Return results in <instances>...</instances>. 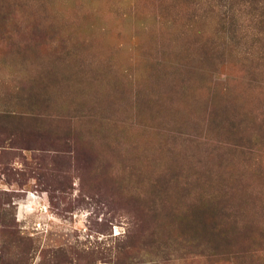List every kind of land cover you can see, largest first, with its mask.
Returning <instances> with one entry per match:
<instances>
[{"label":"rangeland","instance_id":"rangeland-1","mask_svg":"<svg viewBox=\"0 0 264 264\" xmlns=\"http://www.w3.org/2000/svg\"><path fill=\"white\" fill-rule=\"evenodd\" d=\"M258 19L0 0V264H264Z\"/></svg>","mask_w":264,"mask_h":264},{"label":"trees","instance_id":"trees-1","mask_svg":"<svg viewBox=\"0 0 264 264\" xmlns=\"http://www.w3.org/2000/svg\"><path fill=\"white\" fill-rule=\"evenodd\" d=\"M257 21H258L262 26H264V19H263V20L258 19ZM263 28H264V27H263ZM262 32H263L262 34H264V30H263ZM259 33H261V31H260ZM259 33H256L255 36H260L261 34H259Z\"/></svg>","mask_w":264,"mask_h":264}]
</instances>
